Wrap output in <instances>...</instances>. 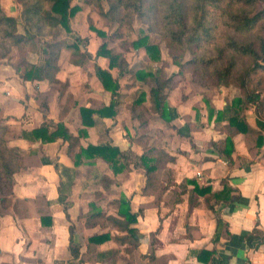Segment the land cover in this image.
I'll use <instances>...</instances> for the list:
<instances>
[{"label":"crops","instance_id":"crops-1","mask_svg":"<svg viewBox=\"0 0 264 264\" xmlns=\"http://www.w3.org/2000/svg\"><path fill=\"white\" fill-rule=\"evenodd\" d=\"M70 24L72 28L71 21ZM91 41L87 40L86 48L95 55L100 43L93 47ZM72 42L63 41L55 72L57 83L50 84L48 79L24 80L14 69L0 66V118L11 130L7 134L8 145L18 148L24 158L23 167L14 174L12 194L6 198L0 217V264H264V139L260 148L250 151L244 134L232 136L233 163H229L214 145L224 140L227 133L215 127L214 116L208 119V106L201 94L188 96L190 89L175 93L181 84L167 95L168 104L179 117L167 122L153 113L147 127L141 128L132 117L130 106L142 91L146 93L145 105H150L148 87L127 75L119 79V95L112 96L104 90L91 65L70 62L73 50L67 46ZM124 56L132 69L127 53ZM37 61L38 53L29 62ZM92 62L108 68L105 57ZM140 63L133 71L141 68ZM177 70L175 66L170 72ZM110 71L116 76L115 68ZM139 88L142 90L136 94ZM224 90L222 87L211 95L210 104L215 110L227 106ZM45 93L48 98L44 111L37 95ZM112 101L116 103L114 116L93 114L91 126L82 124L80 107L98 109ZM246 120L257 128L253 107L247 110ZM50 122L63 123L69 133L78 137L76 146L70 147L69 141L62 138L42 143L21 134ZM81 130L86 134H80ZM142 133L149 136L148 144L174 157L173 161L158 166V184L163 189L158 198L143 191L145 172L132 164L117 174L101 158L84 159L75 165L79 147L88 144L108 143L141 154L143 147L134 139ZM103 175L116 183L104 188ZM185 178H196L200 186H209L212 193L220 191L225 180L233 189L231 195H237L238 199L216 202L211 197L209 204L213 209L198 194L195 206L189 204L187 193L181 195V201H172V191ZM120 193L129 199L131 211L138 213L132 225L139 236L135 247L115 240V236L123 233L112 226L84 224L83 215L88 212L90 202H95L106 215L119 217L116 200ZM65 203L69 218L64 211ZM218 217L227 223L230 238L216 235ZM72 225L80 253L86 252L88 237L110 231L112 238L98 244L96 249L118 250L115 262L79 263L73 259L69 251ZM150 248L154 250L153 259L143 257L150 253ZM201 250L213 251L206 262L197 257ZM200 255L204 258V254Z\"/></svg>","mask_w":264,"mask_h":264},{"label":"trees","instance_id":"trees-1","mask_svg":"<svg viewBox=\"0 0 264 264\" xmlns=\"http://www.w3.org/2000/svg\"><path fill=\"white\" fill-rule=\"evenodd\" d=\"M18 2L22 5L24 34L17 32V19L8 15L0 5V60L6 58L13 47L24 49L33 43L36 37H41L47 44L39 49L38 61L36 63L25 61L26 63L16 65L14 70L24 80L48 79L50 84L57 83L59 82L55 78L57 61L64 45L63 41L58 39V28L71 32L70 21L82 8L78 4L72 5L71 0H18ZM84 2L97 7L102 16L119 26L128 25L135 16L138 17L146 25L148 33L161 35L169 44L188 51L191 56L185 63L175 61L177 72L167 75L165 69L167 63L161 58L159 46L150 43L149 35L144 34L131 42L133 49L143 48L146 59L144 66L133 71L129 68L124 53L110 47L106 33L93 26H90L91 29L104 38L95 55L87 50V40L79 36L67 46L73 50L70 62L81 66L91 65L104 90L109 91L112 96L119 95V79L127 75L148 87L150 105H145L146 93L142 91L130 106L131 115L139 121L141 128L147 127L153 113H157L167 122L179 117L176 109L168 104L167 95L180 84L183 73L181 68L188 66L194 81L189 83L190 91L187 95L201 94L208 106V119L214 116L215 127L227 133L224 140L214 143L220 156L233 163L232 136L238 133L245 135L250 151L263 145L264 100L261 99L260 92L264 89V0H84ZM103 2L107 7L105 10ZM100 56L108 60V68H102L92 62ZM21 65L24 67L21 68ZM114 68L117 70L116 76L110 71ZM231 84L238 88V94L231 99L227 98V106L223 109L215 110L210 104L212 90H220ZM47 94L37 95L44 111L47 109L45 105ZM115 106L116 103L112 101L108 106L98 109L80 107L82 124L91 126L94 123L93 114L114 116ZM251 106L256 116V129L246 120V112ZM223 121L226 123L222 124ZM51 125L53 129L50 128ZM10 131L9 126L0 118V217L5 210L6 198L12 194L14 174L23 167L24 160L18 148L8 145L7 134ZM21 134L24 138L40 140L42 143L52 142L57 138L68 140L70 147L78 143V137L69 133L60 122L42 123L30 131H22ZM80 134L85 135V130H81ZM134 140L143 147L141 154H136L130 149L120 150L108 143L88 144L86 147H79L75 154V165L82 163L84 159L101 158L112 172L117 174L132 164L145 172L146 184L143 191L152 192L158 198L163 192L158 184V166L162 162L173 161L174 157L159 147L148 144L149 136L146 133H142ZM54 167L59 171L57 163ZM101 180L106 189H109L110 183H116L105 175L101 176ZM190 185L193 186L192 189L189 188ZM232 190L225 180L223 188L212 193L209 186H200L196 178H185L171 195L172 201L178 202L181 201V195L187 193L189 204L195 206L198 204L195 194H198L204 196L205 203L213 209L209 204L211 197H214L216 202L236 201L238 196L231 195ZM116 203L119 217L106 215L95 202H90L88 212L83 215L84 224L98 225L102 228L112 226L123 233L115 236V240L135 247L139 236L132 225L136 222L138 213L131 211L130 201L123 193H120ZM67 206L68 203H65L64 211L69 218ZM216 222V235L225 234L230 238L227 223L219 217ZM69 231V251L73 259H78L79 263L86 260L115 262L118 250L96 249L98 244L112 238L110 231L94 233L88 237L85 253H80L79 246L74 242L73 225L69 227ZM154 235L151 234L152 237ZM153 252L154 250L150 248V253L143 257L153 259ZM200 254H204V258H201ZM212 254L213 251L201 250L197 257L206 262Z\"/></svg>","mask_w":264,"mask_h":264},{"label":"rangeland","instance_id":"rangeland-1","mask_svg":"<svg viewBox=\"0 0 264 264\" xmlns=\"http://www.w3.org/2000/svg\"><path fill=\"white\" fill-rule=\"evenodd\" d=\"M71 4H78L82 9L71 19V32L63 31L61 27L58 28V37L62 36V40L66 44H68L69 41L75 40L78 36L81 38L85 37V39L89 41L92 39L90 43H92L93 47L96 46L97 43L104 41V38L97 35L96 32L91 29L90 26H93L106 33L107 41L110 47L114 48L116 51L127 53L133 70L134 68L138 67L140 62V66H144L146 63L145 56H142L139 52L142 51L144 53L143 48L133 49L131 47V42L144 34L149 35L150 43H156L159 46L161 58L163 59L164 57V61L167 63L165 68L167 75L172 73L170 70L174 69L176 66L174 64L175 61L180 60L182 63H185L191 57L188 51H183L180 48L169 44V42L161 35L148 33L146 25L142 23L141 20L136 16L130 24H123L119 26L116 23H113L109 18L102 16L97 7L87 5L84 0H71ZM0 5L8 15H11L17 19V32L24 34L22 5L18 2V0H0ZM103 8L104 10L107 8L104 2ZM46 44L47 43L43 38L36 37L34 42L29 44L24 49H17L13 47L9 55L6 58L0 60V66L4 67L7 65L9 69H14L15 66L19 65L20 63H26L30 60H34L37 56V53H39L41 48ZM23 67L24 65H21V68ZM181 70L183 72L180 81L182 87L180 90L175 92L177 94L185 93L187 90H189V83L194 81L188 66H184L181 68ZM143 85L146 86L145 84ZM223 89H226L224 91H227L226 97L228 99H231L239 92L238 88L235 87L234 84L225 86ZM139 90L141 91L142 88L137 89L135 93L137 94ZM212 91L217 92V90ZM218 92L221 94V91ZM224 95L225 94H221V97H224ZM260 97L262 100H264V89L260 92Z\"/></svg>","mask_w":264,"mask_h":264}]
</instances>
